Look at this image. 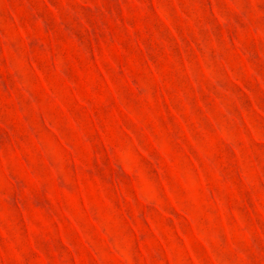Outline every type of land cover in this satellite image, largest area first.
<instances>
[{
    "label": "rangeland",
    "instance_id": "rangeland-1",
    "mask_svg": "<svg viewBox=\"0 0 264 264\" xmlns=\"http://www.w3.org/2000/svg\"><path fill=\"white\" fill-rule=\"evenodd\" d=\"M0 264H264V0H0Z\"/></svg>",
    "mask_w": 264,
    "mask_h": 264
}]
</instances>
